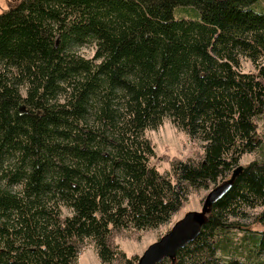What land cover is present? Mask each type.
<instances>
[{
	"label": "trees",
	"instance_id": "16d2710c",
	"mask_svg": "<svg viewBox=\"0 0 264 264\" xmlns=\"http://www.w3.org/2000/svg\"><path fill=\"white\" fill-rule=\"evenodd\" d=\"M166 118L203 151L163 172L145 132ZM261 118L262 0H17L0 12V264H79L89 242L104 264H135L119 237L170 222L239 165L197 238L157 264H264V230L246 222L264 206Z\"/></svg>",
	"mask_w": 264,
	"mask_h": 264
},
{
	"label": "rangeland",
	"instance_id": "374dc122",
	"mask_svg": "<svg viewBox=\"0 0 264 264\" xmlns=\"http://www.w3.org/2000/svg\"><path fill=\"white\" fill-rule=\"evenodd\" d=\"M262 1L264 3V0ZM16 2L17 0H0V12L7 11L12 6H14ZM174 14L176 17H195L193 13L186 11V9H184L182 6H177L175 8ZM78 50L86 56H92L94 53V47L90 44L79 47ZM240 68L243 71L256 70L255 65L248 57H242ZM258 123L260 136L262 137L264 143V118L259 119ZM145 133L155 144L156 155L151 159V162L163 172L171 168V157L175 155L183 158L197 157L203 151V141L200 137L190 136L185 131L175 126V124L169 118H166L157 127L146 129ZM258 156H260V153L257 150L251 153H246L242 157L241 163H248ZM213 186L214 185H212L211 188ZM210 189L201 188L198 191L192 192L186 202V205L176 214H174L170 222L145 232L140 238L132 239L119 237L117 241L119 242L121 248L127 252L128 256L141 255L150 243L157 240L162 234L168 231L172 227L173 223L182 217L186 211L189 209H201L205 196ZM262 210H264V206L251 209L250 214L246 219V222L250 223L249 226L253 229H256V231L264 230V220L262 222L254 221L255 216ZM245 232L247 231H237L236 233L235 231H232L231 234H233L235 237L236 235H242ZM263 256L264 253L262 257ZM79 264L104 263L100 261L95 246L89 242L84 246L83 252L79 257Z\"/></svg>",
	"mask_w": 264,
	"mask_h": 264
},
{
	"label": "water",
	"instance_id": "95a60500",
	"mask_svg": "<svg viewBox=\"0 0 264 264\" xmlns=\"http://www.w3.org/2000/svg\"><path fill=\"white\" fill-rule=\"evenodd\" d=\"M242 168L243 165H239L231 177L214 185L207 192L202 208L186 211L168 231L148 245L144 252L138 256L135 264H157L165 257L175 260L178 251L194 241L201 233L213 204L227 194L233 185L234 178L241 172Z\"/></svg>",
	"mask_w": 264,
	"mask_h": 264
}]
</instances>
